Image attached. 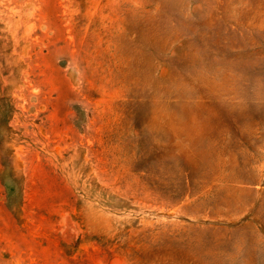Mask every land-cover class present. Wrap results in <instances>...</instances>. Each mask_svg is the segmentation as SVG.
<instances>
[{
  "label": "rangeland",
  "instance_id": "1",
  "mask_svg": "<svg viewBox=\"0 0 264 264\" xmlns=\"http://www.w3.org/2000/svg\"><path fill=\"white\" fill-rule=\"evenodd\" d=\"M0 264H264V0H0Z\"/></svg>",
  "mask_w": 264,
  "mask_h": 264
}]
</instances>
